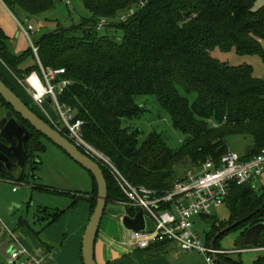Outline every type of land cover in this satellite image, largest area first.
Here are the masks:
<instances>
[{"label": "trees", "instance_id": "16d2710c", "mask_svg": "<svg viewBox=\"0 0 264 264\" xmlns=\"http://www.w3.org/2000/svg\"><path fill=\"white\" fill-rule=\"evenodd\" d=\"M82 1L86 15L68 26L57 22L53 30L38 32L33 40L41 64L64 68L59 78L72 81L59 101L84 122V138L109 156L133 184L165 193L186 168L208 159L219 162L230 150L228 138L232 136L250 139L242 152L244 158L264 149V77L255 76L250 64L231 65L213 54L216 49H235L241 55L264 58V0ZM2 2L18 19L29 22L56 6V0ZM131 10L134 13L122 20ZM0 57L22 78L40 69L32 47L15 52L1 26ZM31 57L36 62L21 67ZM0 76L18 93L1 72ZM143 95L154 96L174 129L185 136L179 148L172 149L157 130L142 139V129L123 125V119L144 114L146 107L137 101ZM10 109L0 95V118ZM14 117L31 131L20 173L25 181L36 176L38 158L47 146L41 133L18 114ZM58 130L69 138L65 129ZM101 167L108 182V202L124 199L114 178ZM11 177L13 173H0V178ZM92 179L94 189L89 196L73 195V199L86 198L94 210L98 191ZM225 202L230 219L215 222L209 240L250 215L241 224L245 229L264 221V208L257 211L264 203V185L257 190L252 184L233 183ZM41 212V219L53 224L63 211L42 208ZM130 213L135 214L131 209ZM260 246L264 247V239ZM222 258L229 264H243ZM254 264H264V256Z\"/></svg>", "mask_w": 264, "mask_h": 264}, {"label": "built area", "instance_id": "2783aa9c", "mask_svg": "<svg viewBox=\"0 0 264 264\" xmlns=\"http://www.w3.org/2000/svg\"><path fill=\"white\" fill-rule=\"evenodd\" d=\"M67 4L71 0H66ZM121 19L126 20L132 15ZM13 14V13H12ZM14 15V14H13ZM15 16V15H14ZM20 30L28 39L34 54L38 59L40 71H33L24 80L28 91L38 106H42L47 97L52 99V104L59 110L69 139L75 143L85 154L97 161L114 178L125 198L117 200L134 210V217L140 210L146 216V229L144 231H128V244L135 249H149L154 244H172L179 249L192 252L197 251L203 255L202 264H221L217 257L227 255L231 252H243L247 249H263L259 246H246L236 250H224L211 243L205 242L195 230V218L208 217L221 207L230 195L231 186L237 184H253L264 175V149L251 158H244L242 153L235 150L227 151L219 162L208 159L202 164L186 168L176 179L173 187L165 193L146 187L133 184L113 162V160L102 151L89 143L83 135V121L75 118L74 110L59 101V96L72 84V81L59 78L65 73L64 68H45L38 57V46L34 43L33 37L37 31L33 23L22 21L16 16ZM103 24L99 27L101 28ZM48 100V99H47ZM53 124L57 123L53 119ZM59 124V123H58ZM175 210V216L167 218L162 210L171 208ZM153 222L149 226L148 221ZM28 251L16 247L10 251L9 260L15 264H40L33 257L25 258Z\"/></svg>", "mask_w": 264, "mask_h": 264}, {"label": "rangeland", "instance_id": "374dc122", "mask_svg": "<svg viewBox=\"0 0 264 264\" xmlns=\"http://www.w3.org/2000/svg\"><path fill=\"white\" fill-rule=\"evenodd\" d=\"M69 13H71L73 20L72 18H68ZM86 13L87 11L82 0H71L70 4H67L66 0H56L55 8L32 19V23L37 31L44 33L53 30L57 22H60L63 26H68L72 24L73 21H77L80 16L86 15ZM21 19L24 21V18ZM49 20H52V22ZM24 22H26V20ZM10 25L13 26V35L11 36L12 46L17 42L18 49L22 51L27 49L30 46V43L11 14ZM101 32H105V28H101ZM18 33L19 36L17 37ZM213 54L222 62H227L231 65L250 64L253 66L255 76L264 77V58L257 54L241 55L237 53L235 49H232L229 52H223L220 49H216ZM34 62H36L35 59L31 57L25 61L21 67L25 68L29 64H34ZM36 70L42 76L40 69L36 68ZM6 75H8L10 84L14 85L19 95L29 102L34 109L38 108L39 110L41 106L35 107V104L33 103L34 100L31 99L27 92L28 90L25 91L28 86H26L24 78L18 75L20 80L18 82V79L12 80L9 74ZM137 101L146 107V111L140 118L123 119V125L142 129V139L153 130H157L162 134L163 138L172 149L179 148L182 145L185 136L174 129L168 113L160 107L157 99L152 95H143L138 96ZM42 106L47 110L51 119L47 115L46 117L44 115L42 116L51 123L52 119L59 123H57V125L55 123V126L65 127L62 116L55 105L46 99ZM43 140L46 143L47 149L45 152L40 153L41 164H39L38 169L35 170L36 176H30V182L27 180H22V182L17 179L11 180L0 178V264H11L9 260L11 251L10 229L17 231L18 220L21 216L29 218L32 221L37 206L41 205L50 208H64V206H67V204L69 202L71 203L73 200V198L67 194H58L57 192L47 190L48 188L65 192H78V195L89 196V194L84 191L88 190L92 185V176L90 173L53 142L45 137ZM248 142H250V139L246 140L242 136H232L228 138L230 149L239 153H242L245 150ZM14 173V175L18 176L20 173L19 169L15 170ZM33 183L40 185V187L48 188L46 190L32 188ZM263 185L264 175L255 182L257 190ZM29 202H32V204ZM230 216V207L228 203L225 202L211 217H198L195 224V230L205 242H208V234L212 231L213 224L221 221L226 222L230 219ZM148 224L151 226L152 222L149 220ZM241 228L242 227H236L222 234L217 241V247L224 250L238 249L239 246L237 240L243 233V230L245 231V229L242 230ZM174 248L175 249L169 251L168 256V259L172 264L203 263V255L199 252H186L179 249L177 246H174ZM224 256H231L234 260L242 262L243 264H254L255 260L260 256H264V250L247 249L243 252H231ZM140 262L141 259L135 256L134 258L132 257V259L127 260L125 264H141Z\"/></svg>", "mask_w": 264, "mask_h": 264}, {"label": "crops", "instance_id": "0c3cea01", "mask_svg": "<svg viewBox=\"0 0 264 264\" xmlns=\"http://www.w3.org/2000/svg\"><path fill=\"white\" fill-rule=\"evenodd\" d=\"M10 14L16 21L12 12H10L2 0H0V26L10 37V42H12L11 36L13 35V26L10 25ZM18 36L19 33L17 34V37ZM11 47L14 48V51L17 53L22 51L18 49L17 42L14 43V46H12L11 43ZM0 72L9 82L10 79H8V75L6 74H9L12 80L18 79V82L20 81L18 74H16L1 57ZM12 86L14 87V85ZM27 90L28 89L26 88L25 91ZM27 92L33 100L30 91ZM33 103L35 104V107L38 106L35 101ZM36 109L38 110V108ZM38 111L41 115H44L45 117L47 115L51 119L49 113L43 106H41ZM38 161H41L40 157L38 158ZM19 172L21 173V170H19ZM20 173L18 176L14 175V177H11V180H21ZM29 180L30 178L27 181ZM32 188L46 190L48 187H40V185L33 183ZM93 189L94 184L92 179V185L84 192L89 194ZM47 190L57 192L58 194H67L72 198L73 195L79 194L78 192H65L52 188H48ZM116 201H110L107 203L102 218L95 244V258L97 263L125 264L127 260L136 256L141 259V264H172L168 259L169 251L175 249L172 244H154L149 249H135L130 247L128 244L129 233L123 225V218L127 215H131L130 209ZM29 203L32 204V202ZM42 208L56 209L63 212L57 222L49 224L48 219H41L44 215L41 212ZM92 212V205L86 198L79 199L77 202L73 199L71 203L69 202L64 208H50L39 205L37 206L32 221L29 218L21 216L18 220L17 231L10 229V249L12 250L16 247L24 248L28 251V254L24 255V257L27 258L31 256L38 260L40 264H84L82 253L83 239ZM162 213L167 218L175 216V210L173 207L162 210ZM197 218H195V224ZM263 239L264 233L261 236L260 241ZM211 241V239H208L209 243H211ZM260 250H264V247ZM10 263L13 264L11 261Z\"/></svg>", "mask_w": 264, "mask_h": 264}, {"label": "water", "instance_id": "95a60500", "mask_svg": "<svg viewBox=\"0 0 264 264\" xmlns=\"http://www.w3.org/2000/svg\"><path fill=\"white\" fill-rule=\"evenodd\" d=\"M0 95L12 107L0 118V173L5 175L15 174V170L21 169L27 160V142L31 137V131L14 117V113H16L94 177L97 183V201L84 234L82 253L84 264H98L95 258V244L109 200L108 182L101 165L32 109L1 76ZM47 99L52 103L50 97H47ZM263 208L264 203L257 211ZM249 217L235 221L217 232L211 241V247L216 248V241L222 234L240 226ZM123 225L127 231H144L146 229L144 211L140 210L134 217L125 216ZM263 233L264 221H260L248 227L244 235L237 240V244L240 248L259 246ZM217 260L221 264H229L221 257H217ZM13 264H15L14 261Z\"/></svg>", "mask_w": 264, "mask_h": 264}, {"label": "flooded vegetation", "instance_id": "af4514ba", "mask_svg": "<svg viewBox=\"0 0 264 264\" xmlns=\"http://www.w3.org/2000/svg\"><path fill=\"white\" fill-rule=\"evenodd\" d=\"M19 170H21V169H19ZM239 227H242V228H241L242 230L246 228V227H245V224H244V225H241V226H239ZM245 231H246V229H245ZM245 231L243 230V233L241 234V236L244 235Z\"/></svg>", "mask_w": 264, "mask_h": 264}]
</instances>
